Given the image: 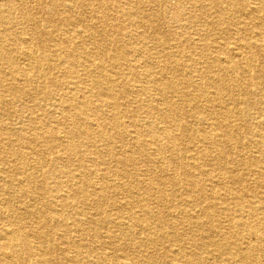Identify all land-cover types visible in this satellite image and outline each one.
I'll list each match as a JSON object with an SVG mask.
<instances>
[{"label": "bare ground", "instance_id": "6f19581e", "mask_svg": "<svg viewBox=\"0 0 264 264\" xmlns=\"http://www.w3.org/2000/svg\"><path fill=\"white\" fill-rule=\"evenodd\" d=\"M154 3L0 0V264H264V0Z\"/></svg>", "mask_w": 264, "mask_h": 264}, {"label": "rangeland", "instance_id": "374dc122", "mask_svg": "<svg viewBox=\"0 0 264 264\" xmlns=\"http://www.w3.org/2000/svg\"><path fill=\"white\" fill-rule=\"evenodd\" d=\"M155 3L153 4V8H152V10L153 11H151V13H154L155 14V19H153V21H152V24L157 28L158 26H160V28H162L161 30H159V31H162V32H164V34H166V33H169V32H171V33H175V34H177V32H179V33H181L182 32V29H181V25H182V23H184L185 22V20H186V18L185 17H183V19L181 20V22L179 23H174L173 22V19H174V8H176V6L179 4V0H153ZM161 10V11H160ZM158 13V14H157ZM41 15V14H40ZM88 15V14H87ZM41 17H43V14L41 15ZM162 17V18H161ZM44 18V17H43ZM163 20V21H162ZM128 22V21H127ZM238 29H239V26H237V28H235V30L236 31H238ZM153 34V33H152ZM220 34V35H219ZM228 34L227 33H214V32H212V36L210 37H207V40H208V42H211L213 39L215 40H219L218 38L219 37H225L226 38V36H227ZM246 35H248V36H246ZM255 35V34H254ZM242 36L244 37V38H248V39H250V40H252L253 39V37H252V35H251V33L249 34H242ZM116 37H117V34H116ZM119 37H123V35L122 34H119ZM167 42H169L168 40H166ZM159 43H156V45H158ZM156 45H153L152 47H154V46H156ZM158 49V48H157ZM153 52H155L156 50H152ZM176 51H179V54H180V58H181V60L187 65V66H189V65H191V61L193 60V56H190V54H187V56H186V54H182L181 52H180V49H176ZM132 57L133 56H131V58L130 59H132ZM186 57V58H185ZM259 59H258V62H257V64L259 65V67H261V69H264V59H262V58H260V57H258ZM160 62H162V61H158V62H156L155 63V67H156V71H157V75L158 76H161V77H163V76H165V77H167L168 78V80H170V81H173L174 83H180V84H183V83H185L186 81H185V79L184 78H186L185 77V75H187L188 76V74H187V71L186 70H182V71H179L178 72V74L177 73H171V72H166L165 70H163V68H164V64L163 63H161V64H159ZM137 70H139L140 72H142V74L144 73V71H147L146 70V68H145V66L143 65V64H139V67L137 68ZM193 73H196V72H193ZM143 76H147V75H143ZM188 78V77H187ZM196 80H198L199 82H202L203 81V79L201 78H195ZM144 117V115H141V118H143ZM80 154H79V156H81L82 155V149L80 150V152H79ZM77 158V157H76ZM105 160H109L108 159V157H106L105 158ZM88 166H91V165H94V164H92V163H89V164H87ZM72 168H74V167H72ZM45 170H46V168H45ZM110 178V181H111V183H116L117 181H118V178L116 177V176H113V177H109ZM196 179H194V178H192V179H190L191 180V182H194V184L196 185H198L199 183H201V180H202V177L201 176H197V177H195ZM91 179V180H90ZM41 180H47V179H41ZM86 180H90V181H94L95 183H99V181H101L100 179H99V176H97V175H95V176H93V178L91 177V178H87ZM47 181H49V180H47ZM90 181H88L87 183H90ZM27 202V200L26 199H24V202L23 203H26ZM47 201H45V203H46ZM107 208V207H106ZM88 209H89V207H88ZM108 209V208H107ZM198 208H195V209H193V211H195L196 212V210H197ZM91 213H93V214H96V210L95 209H93L92 210V212ZM174 214V213H173ZM172 214V215H173ZM73 216V215H72ZM173 216H175V215H173ZM73 218L75 219V217L73 216ZM25 231H26V229H25ZM85 243H88V242H90L92 239L89 237V236H86L85 238ZM137 239L139 240V238L137 237ZM75 240H76V238H75ZM137 241H135V240H132V241H129V244H130V246H129V248H135V243H136ZM169 247H170V245H164V249H163V252L165 251V249H167V250H169ZM171 248V250H176V248L175 247H170ZM162 254H164V253H162ZM61 255H59V253L58 252H54L53 254H52V257L53 258H55L57 261H59V257H60ZM109 264H112V263H109Z\"/></svg>", "mask_w": 264, "mask_h": 264}]
</instances>
